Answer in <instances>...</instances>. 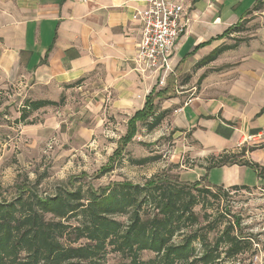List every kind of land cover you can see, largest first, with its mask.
I'll use <instances>...</instances> for the list:
<instances>
[{
  "label": "crops",
  "instance_id": "crops-1",
  "mask_svg": "<svg viewBox=\"0 0 264 264\" xmlns=\"http://www.w3.org/2000/svg\"><path fill=\"white\" fill-rule=\"evenodd\" d=\"M183 1L190 22L171 64L187 75L186 86L197 79L198 85L161 103L172 109L171 129L184 135L175 142L202 159L245 149L240 158L258 163V170L217 166L220 184L209 182L258 186L245 181L264 179V8L252 10L258 0ZM146 6L147 0H0V82L47 94L82 80L97 87L96 95L113 94L115 109L134 114L156 89L134 62L141 26L133 15ZM246 22L255 28L243 32ZM225 45L235 46L204 61Z\"/></svg>",
  "mask_w": 264,
  "mask_h": 264
},
{
  "label": "rangeland",
  "instance_id": "rangeland-1",
  "mask_svg": "<svg viewBox=\"0 0 264 264\" xmlns=\"http://www.w3.org/2000/svg\"><path fill=\"white\" fill-rule=\"evenodd\" d=\"M254 26L246 22L242 31L253 30ZM189 75L191 78L192 74ZM170 76L171 83L167 85ZM150 78L154 80L156 91L168 89L163 97L155 99L157 112L162 110L164 98L198 85L197 79L192 86H186L187 75H180L172 65L163 85L159 78ZM82 82L47 94H39L35 88L21 83L0 82V198L12 199L21 185L33 186L42 195L53 194L58 188L82 187L87 196V189L99 191L117 182L143 184L166 178L196 182L204 177L220 184L219 168L211 171L206 166L213 156L221 154H209L202 159L185 151L183 145H177L175 140H183L184 135H177L176 130L171 129V112L152 131L148 130L147 121H139L137 131L130 136L128 124L134 114L115 109L113 94L112 99L104 98L103 93L96 95V86ZM41 100H53L57 105L28 110V116L22 117L29 101ZM185 138L198 149L199 145L191 141L189 133ZM235 153L241 157L239 151ZM149 156L159 158L145 164L135 162ZM245 182L259 185L246 189L224 186L220 200L210 197L213 204L196 207L201 225H210L208 228L216 225L209 235L211 240L228 219L239 217L240 229L251 241L248 248L235 257L226 258L223 254L220 264H264V179ZM212 190L216 192L217 188L212 187ZM180 239L181 236L176 237L177 241ZM195 245L199 250V243ZM153 256L149 251L142 253L143 259ZM126 261V257L115 251H110L106 259L107 264Z\"/></svg>",
  "mask_w": 264,
  "mask_h": 264
},
{
  "label": "trees",
  "instance_id": "trees-1",
  "mask_svg": "<svg viewBox=\"0 0 264 264\" xmlns=\"http://www.w3.org/2000/svg\"><path fill=\"white\" fill-rule=\"evenodd\" d=\"M262 8L264 0H258L252 10ZM241 26L230 30H239ZM234 46H221L204 61L210 62ZM167 82L171 83V76ZM167 92L166 87L153 89L147 95L144 107L129 120L130 136L137 131L139 121H147L148 130L152 131L172 112L170 108L155 110V99ZM45 105L57 102L29 101L22 117L28 116V110ZM245 152L243 149L240 156ZM158 158L143 157L135 162L145 164ZM228 164L248 165L257 170L260 167L229 152L213 156L206 169ZM260 175H264V170ZM232 186L250 188L245 184ZM223 187L212 185L204 177L196 182L166 178L143 184L117 182L99 191L87 189L86 196L82 187H63L42 195L33 186L21 185L12 199L0 198V264H107L110 251L126 257L124 264H220L223 254L226 258L235 257L251 243L240 229L239 217L228 219L214 240L209 235L216 225H201L196 207L210 204V197L220 200ZM178 236L181 239L177 241ZM195 242L199 243V250ZM146 251L154 256L143 259L142 253Z\"/></svg>",
  "mask_w": 264,
  "mask_h": 264
},
{
  "label": "built area",
  "instance_id": "built-area-1",
  "mask_svg": "<svg viewBox=\"0 0 264 264\" xmlns=\"http://www.w3.org/2000/svg\"><path fill=\"white\" fill-rule=\"evenodd\" d=\"M133 19L141 26L135 69L146 78H159L163 85L171 71L174 46L189 26L185 3L183 0H147V6L137 10Z\"/></svg>",
  "mask_w": 264,
  "mask_h": 264
}]
</instances>
